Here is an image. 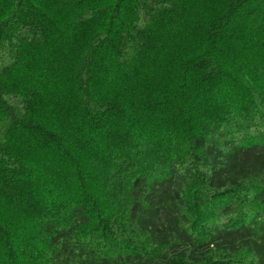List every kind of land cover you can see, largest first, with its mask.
Wrapping results in <instances>:
<instances>
[{
	"label": "trees",
	"instance_id": "16d2710c",
	"mask_svg": "<svg viewBox=\"0 0 264 264\" xmlns=\"http://www.w3.org/2000/svg\"><path fill=\"white\" fill-rule=\"evenodd\" d=\"M0 264H264V0H0Z\"/></svg>",
	"mask_w": 264,
	"mask_h": 264
},
{
	"label": "rangeland",
	"instance_id": "374dc122",
	"mask_svg": "<svg viewBox=\"0 0 264 264\" xmlns=\"http://www.w3.org/2000/svg\"><path fill=\"white\" fill-rule=\"evenodd\" d=\"M1 63V62H0ZM1 65V64H0Z\"/></svg>",
	"mask_w": 264,
	"mask_h": 264
}]
</instances>
